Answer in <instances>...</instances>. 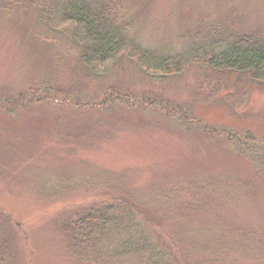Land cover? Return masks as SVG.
<instances>
[{"label":"rangeland","instance_id":"374dc122","mask_svg":"<svg viewBox=\"0 0 264 264\" xmlns=\"http://www.w3.org/2000/svg\"><path fill=\"white\" fill-rule=\"evenodd\" d=\"M119 1L122 26L157 55L190 47L198 20L237 29L231 8L239 33L264 27V0ZM0 4V252L10 264H107V253L75 261L66 229L97 201L130 204L160 264H210L216 254L221 264H260L242 239L264 254V88L206 68L164 76L122 52L93 74L34 5ZM185 115L190 124L178 123Z\"/></svg>","mask_w":264,"mask_h":264},{"label":"trees","instance_id":"16d2710c","mask_svg":"<svg viewBox=\"0 0 264 264\" xmlns=\"http://www.w3.org/2000/svg\"><path fill=\"white\" fill-rule=\"evenodd\" d=\"M0 1L6 2L8 6L26 2L34 5L38 10L40 21L44 25L63 33L80 48V61L93 74L104 71L101 70V67L122 52L134 59L141 67L161 72L164 76L170 77L173 74L185 73L193 67L206 68L204 70L209 69L210 72H230L243 75L248 78L251 84L264 88V27L249 33H239V20L232 8L227 22L230 20L232 25L236 23L237 29L233 28L232 31L228 25L218 21L203 25L198 20L199 29L193 33L194 41L190 47L176 54L157 55L150 49L137 45L129 31H126L122 26L125 17L122 11L124 5L119 0H98V2L96 0V4L91 5L83 0ZM4 7L6 8L5 5L0 4V10ZM220 85L219 82L218 86ZM199 89L201 90V87ZM216 93L217 90H214L206 102H210ZM107 94L113 95V89ZM61 101L74 107H84L89 104L73 97H67ZM189 119L190 116L185 115L177 122L190 124ZM260 163L258 166L264 167ZM241 188H245V186H241ZM247 189L245 188V196L249 194ZM232 196L237 200L244 197L236 192ZM97 203L98 201L94 202L89 211L81 214L77 221L70 222L66 227L68 231H72L73 239L75 235V247L79 248L80 255L78 258H74L75 261L87 263L91 259H96L97 256L100 258L107 253L105 262L115 264L114 256L118 258L131 253L147 252L150 254L145 259L147 264H160L159 261H153L157 255L149 252L150 247L146 246V242L149 240L148 235L139 228V223L134 220L133 207L130 204L98 207L101 205L97 206ZM127 231H129V235H127ZM235 234L237 233H232V235ZM243 234L247 235L248 232ZM120 237L123 238L120 239ZM220 238L222 237H218L219 241ZM117 240L119 241L116 243ZM221 241L229 244L227 246H234L235 242L237 243L236 239L222 238ZM242 241L245 243L246 251L255 252L260 264H264V254L261 255L255 251V241L250 237L244 238ZM221 247L223 249V246ZM10 255L6 254V250H1L0 264H10ZM73 255L77 257V254ZM162 257L159 255V258ZM225 261V257L221 259L216 254L210 264L219 262L221 264Z\"/></svg>","mask_w":264,"mask_h":264}]
</instances>
